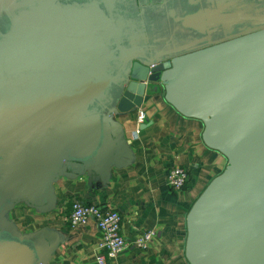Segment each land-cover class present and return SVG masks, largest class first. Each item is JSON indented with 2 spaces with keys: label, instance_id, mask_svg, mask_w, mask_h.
Listing matches in <instances>:
<instances>
[{
  "label": "water",
  "instance_id": "95a60500",
  "mask_svg": "<svg viewBox=\"0 0 264 264\" xmlns=\"http://www.w3.org/2000/svg\"><path fill=\"white\" fill-rule=\"evenodd\" d=\"M163 95L226 159L191 203L188 264H264V0H0V264L50 244L1 222L61 170L102 176L109 116Z\"/></svg>",
  "mask_w": 264,
  "mask_h": 264
},
{
  "label": "crops",
  "instance_id": "0c3cea01",
  "mask_svg": "<svg viewBox=\"0 0 264 264\" xmlns=\"http://www.w3.org/2000/svg\"><path fill=\"white\" fill-rule=\"evenodd\" d=\"M145 113L136 129V114ZM117 154L104 175L61 170L52 183V201L35 207L15 203L1 222L23 236L43 235L50 252L43 264H97L98 231L90 221L71 227V203L110 206L121 213V234L133 240L144 230L154 234L146 249L128 248L106 264H188L184 256L185 216L205 185L226 165L225 157L206 146L203 123L185 117L163 95H144L141 106L109 116ZM182 166L188 178L180 191L166 185L167 169Z\"/></svg>",
  "mask_w": 264,
  "mask_h": 264
},
{
  "label": "built area",
  "instance_id": "2783aa9c",
  "mask_svg": "<svg viewBox=\"0 0 264 264\" xmlns=\"http://www.w3.org/2000/svg\"><path fill=\"white\" fill-rule=\"evenodd\" d=\"M145 113L139 109L136 114V129L144 122ZM188 178V173L182 166L174 165L167 169L166 185L172 191H180ZM66 220L71 227L85 225L92 221L98 231L95 261L97 264H106L108 260L117 257L122 251L134 247L146 249L153 237V230H144L133 240H127L120 232L121 213L110 207L97 204H85L78 200L71 203Z\"/></svg>",
  "mask_w": 264,
  "mask_h": 264
},
{
  "label": "rangeland",
  "instance_id": "374dc122",
  "mask_svg": "<svg viewBox=\"0 0 264 264\" xmlns=\"http://www.w3.org/2000/svg\"><path fill=\"white\" fill-rule=\"evenodd\" d=\"M186 171H187V170H186ZM186 182H187V180H186ZM186 182H185V184H186ZM184 186H185V185H184ZM182 189H183V188H182ZM182 189H181V190H182Z\"/></svg>",
  "mask_w": 264,
  "mask_h": 264
}]
</instances>
